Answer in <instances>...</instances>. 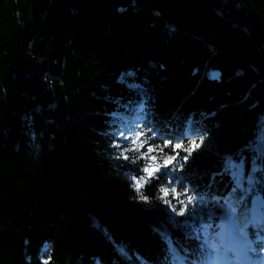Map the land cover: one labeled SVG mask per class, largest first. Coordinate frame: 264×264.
<instances>
[{
  "label": "trees",
  "instance_id": "1",
  "mask_svg": "<svg viewBox=\"0 0 264 264\" xmlns=\"http://www.w3.org/2000/svg\"><path fill=\"white\" fill-rule=\"evenodd\" d=\"M142 101L151 143L206 139L138 191L146 161L120 158L118 128ZM261 148L264 0H0V264H168L166 237L199 241L160 189L206 213L233 186L226 155L264 188Z\"/></svg>",
  "mask_w": 264,
  "mask_h": 264
},
{
  "label": "snow or ice",
  "instance_id": "2",
  "mask_svg": "<svg viewBox=\"0 0 264 264\" xmlns=\"http://www.w3.org/2000/svg\"><path fill=\"white\" fill-rule=\"evenodd\" d=\"M212 76L215 78L216 74L213 73ZM143 112L142 101L136 109V118L118 128L119 138L128 141L129 144L121 152L120 158L129 160L127 153L132 152L139 154V157L146 161L143 167L144 175L136 184L138 191L158 174L182 170L193 151L205 145L206 139L202 133H197L186 145L180 142L173 143L171 138L166 139L162 145L153 144L151 141L158 130L152 127L145 130L146 125L141 118ZM121 119L126 120L124 117ZM166 149L169 151L166 152ZM181 152L185 155L181 156ZM260 155L264 156V148L260 149ZM178 160L182 163L178 164ZM223 166L230 174L233 186L226 196L213 197L212 207L204 206L207 208L206 213L199 211L200 205L197 203L195 193L189 194L187 190L177 192L175 187L160 189L163 194L161 201L167 205L170 212L176 217H185L181 222L174 221V218L169 216V222L183 223L185 227L191 229V233H195L194 238L199 241L194 251L184 248L181 254V250L166 237L169 245L166 257L168 264H264V188L258 187L262 181L255 175L260 169L254 160L251 169L246 173L244 159L236 160L230 155L224 157ZM170 196L172 199H169ZM181 196L184 199H181ZM140 199L145 202L148 200L143 195ZM189 206H192L191 212ZM216 209L221 210L219 216ZM188 216H199L200 227L196 228L194 224H189ZM205 216L208 223H204ZM250 226L255 228L251 234L248 231ZM44 264H49V261L46 259Z\"/></svg>",
  "mask_w": 264,
  "mask_h": 264
},
{
  "label": "rangeland",
  "instance_id": "3",
  "mask_svg": "<svg viewBox=\"0 0 264 264\" xmlns=\"http://www.w3.org/2000/svg\"><path fill=\"white\" fill-rule=\"evenodd\" d=\"M216 78H218V75L216 74V76H215ZM128 142V141H127ZM129 146V144L126 146V147H128Z\"/></svg>",
  "mask_w": 264,
  "mask_h": 264
}]
</instances>
